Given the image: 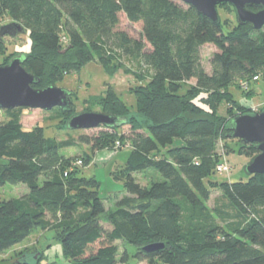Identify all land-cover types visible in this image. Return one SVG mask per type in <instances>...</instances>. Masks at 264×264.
Here are the masks:
<instances>
[{
	"label": "trees",
	"instance_id": "1",
	"mask_svg": "<svg viewBox=\"0 0 264 264\" xmlns=\"http://www.w3.org/2000/svg\"><path fill=\"white\" fill-rule=\"evenodd\" d=\"M224 5L230 4L218 8ZM121 14L142 23L141 39L118 29ZM6 15L31 33L23 66L40 78L35 88L56 85L91 62L112 68L120 56L154 76L137 92L141 121L118 116L133 128L132 153L123 169L127 195L109 213L100 182L69 168L63 151L76 141L47 138L43 126L25 128L24 108L0 109V187L29 189L21 199L0 201V255L38 229L58 233L73 264H118L117 242L137 248L135 259L146 264H264V175L225 184L221 205L207 206L212 169L226 161L227 153L216 154L219 142L242 144L229 137L227 119L217 116L220 102L228 100L222 92L264 73V28L238 23L226 31L221 17L217 23L181 0H0V19ZM206 45L219 50L210 72L202 62ZM192 80L196 88L181 94ZM200 91L212 96L213 114L193 102ZM121 127H104L78 142L95 154L114 144L111 132ZM245 146L259 154L255 144H242L243 152ZM144 173L152 175L149 184L136 177ZM103 216L111 229L100 225ZM155 244L164 248L144 250Z\"/></svg>",
	"mask_w": 264,
	"mask_h": 264
},
{
	"label": "rangeland",
	"instance_id": "2",
	"mask_svg": "<svg viewBox=\"0 0 264 264\" xmlns=\"http://www.w3.org/2000/svg\"><path fill=\"white\" fill-rule=\"evenodd\" d=\"M180 1V0H176ZM221 21L225 30H231L238 25L236 11L232 5H224L218 8ZM16 23L6 15L0 19V30L4 26ZM120 31L128 32L133 38L141 39L142 23H131L124 14H121ZM5 44V51L0 56V66L7 59H13L20 55H29L32 51V37L29 31L11 36L5 34L1 38ZM215 45H206L202 50V62L205 69L211 71V59L218 52ZM112 68H106L95 62L87 64L80 72L65 76L56 86L71 91L74 94L72 113L65 114L60 108L52 110L26 109L22 118L23 126L33 129L37 126L45 128L47 138L57 141H76L74 147L63 151L64 157L70 163L73 173L86 178L94 177L100 182L99 197L104 201L107 213L113 211L120 199L127 195L125 188L126 179L124 167L132 153V145L129 137L132 134V126H123L114 130L116 140L108 148L92 153L89 145L79 143L82 136L94 137L106 128L71 130L67 128V121L74 115L83 112L103 113L111 116H125L131 120L137 118L141 121V111L137 104V92L143 87L153 83V72L140 62L121 57ZM196 81L192 80L183 85L181 94H186L189 89L196 88ZM227 99H223L217 109V116L226 118V127L237 116L254 114L264 111V73L250 80H240L236 84L222 92ZM210 94L200 91L193 100L195 105L207 115L213 114L210 106ZM4 118V111L0 110V119ZM117 133V134H116ZM116 141H119L116 144ZM219 142L217 155H226V163L230 168L229 173L220 174L219 163L214 166L213 183L210 187V200L207 202L209 209L213 210L221 205L222 190L225 184L246 182L250 180L261 181V176H248L245 168L254 158V153L249 147L241 150L242 144L237 141ZM227 145V147L225 146ZM241 146V147H240ZM90 155L91 157H89ZM84 162L82 165L79 162ZM224 163V162H223ZM142 184H149L152 175L149 173L136 175ZM29 193L25 184H7L0 187V201L21 199ZM100 225L111 229L106 216L99 219ZM119 249L118 264H146L135 259L137 248L124 242H117ZM28 264H73L63 254V244L56 232L34 230L21 244L9 249L0 255V264H12L14 262Z\"/></svg>",
	"mask_w": 264,
	"mask_h": 264
},
{
	"label": "water",
	"instance_id": "3",
	"mask_svg": "<svg viewBox=\"0 0 264 264\" xmlns=\"http://www.w3.org/2000/svg\"><path fill=\"white\" fill-rule=\"evenodd\" d=\"M195 7L199 13L219 23L218 6L228 3L236 11L240 25L251 24L255 30L264 28V0H181ZM256 7L257 10L252 8ZM21 23L4 26L0 35L16 36L24 32ZM26 55L14 57L7 65L0 66V109L13 110L16 108L52 110L60 108L72 112L73 93L69 90L50 85L35 88L41 83L39 77L29 73L24 68ZM128 119L103 113L83 112L74 115L67 123L71 130L116 128L127 124ZM229 137L241 140L243 145L255 144L257 154L246 166L248 176L264 175V111L254 114H244L235 117L229 123ZM164 248L163 244H155L144 248L147 252Z\"/></svg>",
	"mask_w": 264,
	"mask_h": 264
},
{
	"label": "built area",
	"instance_id": "4",
	"mask_svg": "<svg viewBox=\"0 0 264 264\" xmlns=\"http://www.w3.org/2000/svg\"><path fill=\"white\" fill-rule=\"evenodd\" d=\"M80 165H82V161L79 162ZM218 169L221 173H229L230 168L227 165L226 161L218 166Z\"/></svg>",
	"mask_w": 264,
	"mask_h": 264
},
{
	"label": "crops",
	"instance_id": "5",
	"mask_svg": "<svg viewBox=\"0 0 264 264\" xmlns=\"http://www.w3.org/2000/svg\"><path fill=\"white\" fill-rule=\"evenodd\" d=\"M132 148V147H131Z\"/></svg>",
	"mask_w": 264,
	"mask_h": 264
}]
</instances>
